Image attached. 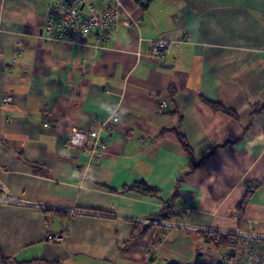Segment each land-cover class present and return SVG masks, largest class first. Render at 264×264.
Segmentation results:
<instances>
[{"label": "crops", "instance_id": "crops-1", "mask_svg": "<svg viewBox=\"0 0 264 264\" xmlns=\"http://www.w3.org/2000/svg\"><path fill=\"white\" fill-rule=\"evenodd\" d=\"M119 1L97 51L95 34L43 40L51 0H0V197L26 203L0 202V264H252L247 235L264 236V0ZM158 38L177 45L156 58ZM109 116L100 159L63 147L71 128Z\"/></svg>", "mask_w": 264, "mask_h": 264}, {"label": "built area", "instance_id": "built-area-1", "mask_svg": "<svg viewBox=\"0 0 264 264\" xmlns=\"http://www.w3.org/2000/svg\"><path fill=\"white\" fill-rule=\"evenodd\" d=\"M122 5L119 0H113L112 4L104 11H97L91 4H86L85 0H51L44 16L41 26V37L46 42H86L87 39L95 34L96 43L94 48L98 51L104 48L111 32L116 30L119 22V14ZM177 42L158 38L151 41L150 54L156 58L162 57L168 53ZM18 48H14L11 61L15 62L18 56ZM5 100H10L9 97ZM161 107H167L166 100L160 102ZM115 116L106 118L97 128H71L66 132L63 147L67 150L87 149L90 155L101 158L103 150L108 145V137L111 134L112 127L116 122ZM44 127L51 126V122L43 123ZM1 191V186H0ZM0 202L9 205H25L12 194L5 193L0 197ZM38 208L47 209L49 207L34 204ZM151 224H162L170 227L175 225L163 220L151 219ZM257 243L256 251L251 253L252 264H264V236L247 235ZM49 241H60V234L47 235ZM263 250V251H262Z\"/></svg>", "mask_w": 264, "mask_h": 264}, {"label": "trees", "instance_id": "trees-1", "mask_svg": "<svg viewBox=\"0 0 264 264\" xmlns=\"http://www.w3.org/2000/svg\"><path fill=\"white\" fill-rule=\"evenodd\" d=\"M137 2H140L141 0H135ZM148 2H150L151 0H145ZM145 7V6H144ZM211 106L213 107H217V106H214V104L212 102H208ZM264 107V106H263ZM226 111V110H225ZM229 112V111H227ZM244 134V132H243ZM243 134H241L238 138L236 139H232L230 140L229 142H236L238 140L241 139V137L243 136ZM186 149L188 150V148L186 147ZM211 153H209L207 156H205L204 158H207ZM185 174H183L181 176V178L179 179V183L182 181V178H184ZM125 190H135V191H138V192H141V193H144V194H151V195H157L158 194V191L156 189H153V188H149V187H141V186H138V185H133V186H130L129 188L125 189ZM250 193V191H249ZM248 193V195H249ZM244 202V200H243ZM169 215H171V211H169V213H163V211H161V213L157 216V217H161V219H167L169 217ZM206 238L207 240H212L214 242H216V244L218 246H228V247H232L236 244V238L233 237V236H228V235H206ZM33 262L31 261H17V260H13L11 261L9 264H32ZM167 264H179L177 262H168ZM193 264H211V263H206V262H203L201 261L200 259H197Z\"/></svg>", "mask_w": 264, "mask_h": 264}, {"label": "rangeland", "instance_id": "rangeland-1", "mask_svg": "<svg viewBox=\"0 0 264 264\" xmlns=\"http://www.w3.org/2000/svg\"><path fill=\"white\" fill-rule=\"evenodd\" d=\"M160 264H164V263L162 262V263H160Z\"/></svg>", "mask_w": 264, "mask_h": 264}]
</instances>
